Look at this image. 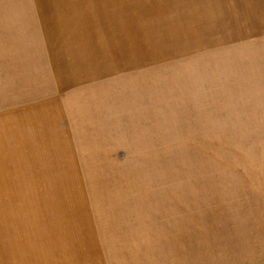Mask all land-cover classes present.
Here are the masks:
<instances>
[{"label": "rangeland", "instance_id": "obj_1", "mask_svg": "<svg viewBox=\"0 0 264 264\" xmlns=\"http://www.w3.org/2000/svg\"><path fill=\"white\" fill-rule=\"evenodd\" d=\"M0 264H264V0H0Z\"/></svg>", "mask_w": 264, "mask_h": 264}]
</instances>
